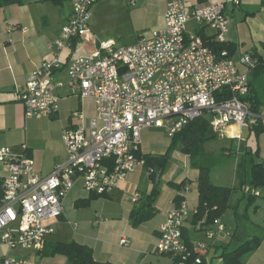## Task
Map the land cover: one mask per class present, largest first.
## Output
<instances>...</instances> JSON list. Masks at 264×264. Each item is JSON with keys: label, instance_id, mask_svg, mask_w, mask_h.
<instances>
[{"label": "built area", "instance_id": "1", "mask_svg": "<svg viewBox=\"0 0 264 264\" xmlns=\"http://www.w3.org/2000/svg\"><path fill=\"white\" fill-rule=\"evenodd\" d=\"M98 0H72V12L54 41L53 56L37 66L20 89L27 117H50L60 110L56 90L64 85L55 71L64 65L59 51L89 32L91 6ZM239 5L241 0H229ZM165 26L143 35L136 43L119 45L115 40L102 42L89 56L77 57L67 64L70 84L82 99L92 98L96 114L88 120L81 110L73 112L80 123L64 132L68 160L58 164L47 176L34 170L26 146L18 152L11 146L0 147V163L7 170L3 179L4 197L0 201L1 241L10 247L40 249L48 235L55 232L48 219L62 215L64 200L78 182L91 193L109 195L131 173L146 165L141 152L142 130L165 128L172 138L188 123L213 116L217 131L238 127L253 128L264 116L252 109L248 97L252 82L250 72L262 63L254 53H245L239 63L227 48L230 16L223 2L195 3L169 0L164 14ZM215 31L207 40L189 27L190 22ZM239 64L247 68L241 71ZM235 137L241 138L240 134ZM154 172L153 169H150ZM189 185L184 187L188 192ZM245 194L261 196L250 184L242 186ZM142 198L134 193L133 201ZM198 208L186 201L166 213L160 225L157 250L180 258L184 264L191 254L183 236V227ZM214 238L225 230L216 219ZM122 244L129 240L123 238ZM200 255L206 244L199 243ZM5 264H31L27 259H5Z\"/></svg>", "mask_w": 264, "mask_h": 264}, {"label": "crops", "instance_id": "2", "mask_svg": "<svg viewBox=\"0 0 264 264\" xmlns=\"http://www.w3.org/2000/svg\"><path fill=\"white\" fill-rule=\"evenodd\" d=\"M109 1L111 0H98L91 6L86 40L83 37L76 38L71 45L59 51L64 66L55 71L54 76L57 80L63 81L64 85L56 90L60 97V110L50 117H27L24 103L20 98V89L32 71L49 60L57 50L54 41L61 34L62 27L72 12V0H11L0 6V147L11 146L20 152L26 146L33 160L35 172L42 177L51 173L56 165L68 160L63 135L67 128L80 123L79 118L73 117V112L83 111L87 120L96 114L95 101L92 98L82 99L73 90L67 64L77 57L91 55L102 42L112 40L104 39L102 28L97 23V17L104 13L103 9L105 7L107 9ZM185 1L188 6L195 3H225L230 16L227 39L228 43L236 47L232 56L239 63L240 57L245 54L241 52L240 47H250L249 51L260 57L262 59L260 65H264V0H241L237 6L229 0ZM168 2L169 0H123V10L135 17L136 30H144L146 27L150 29L139 34L133 43L141 36L149 35L153 30L165 26L164 14ZM189 27L196 33L204 35L207 40L215 34L212 28L201 27L194 21L190 22ZM242 67L244 66L239 64L241 71ZM259 77L264 79V70L254 69L250 72L253 91L249 97L254 95L253 84ZM249 97L248 101L252 106ZM259 113L264 114L262 110ZM41 120L48 125L37 126L36 122ZM260 124L264 125V121ZM259 125L241 130L238 127H231L221 132L211 125L214 128L212 133L216 135L206 144L207 153L214 158L211 179L216 185L234 187L235 190L232 206L217 218L221 219L225 230L217 232L214 238L208 237L207 232L217 230L215 222L206 225L203 220L195 224L193 214L185 222L187 236L195 250L199 243L206 244V249L201 251L205 264H223V253L226 250L234 249L243 240L253 237H260L261 243L247 257V262L264 264V189L258 188L262 195L255 196L245 194L242 188H239L243 181L242 177L246 175L250 177L253 164H264V131L258 132ZM148 128L150 127L142 130L141 152L144 155H153L146 150L148 143L145 140V133ZM254 130L260 140L255 146L249 145L245 137V132L249 136ZM236 134H240L241 138L235 137ZM217 137L228 138L238 143L234 162L230 158L234 155V149L221 146L218 150L213 144ZM183 158L186 169L179 176L176 177L174 169L166 176L161 171L158 179L155 170L151 173L150 169L153 168L145 165L131 173L127 180L120 183L109 195L97 196L88 192L81 182H78L64 200L62 215L45 221L54 227L55 232L46 237L42 248L10 247L1 241L0 234V264H5V259H27L31 264H66L65 255H48L44 252L49 251L57 242L73 241L91 247L95 259L101 262L175 264L171 255L165 256L166 253L157 250L160 225L165 222L166 213L178 205L176 201L178 197L186 201L191 208L198 207L200 198L199 169L191 165L188 154L183 153ZM6 175V167L0 163V178L3 180ZM186 185L191 187L188 192L184 190ZM156 187L159 193L153 203L154 214L140 225H134L131 218L133 209L141 206L144 197ZM137 192L142 198L134 202L133 195ZM86 199H91L88 205L77 204ZM261 199L263 201H260ZM104 201L109 203L98 204ZM83 209L86 211L83 212ZM72 221L76 224L73 225ZM234 224L236 228H232ZM196 236L198 238H195ZM123 238L130 241L128 245L122 244Z\"/></svg>", "mask_w": 264, "mask_h": 264}, {"label": "trees", "instance_id": "3", "mask_svg": "<svg viewBox=\"0 0 264 264\" xmlns=\"http://www.w3.org/2000/svg\"><path fill=\"white\" fill-rule=\"evenodd\" d=\"M11 0H0V6ZM217 49L227 48L231 55L234 54L236 47L233 44H215ZM255 70L263 71L264 65H258ZM253 91V90H251ZM249 99L252 102V109L256 112L261 110V99L258 96L251 95ZM211 122L205 115L194 121L188 123L180 132L172 137L171 146L178 145L179 149L190 156L191 165L199 169V205L198 211L194 214V223L197 224L204 220V224L212 225L215 220L221 217L227 209L232 206V197L235 188L229 186L216 185L211 179V171L214 165V158L207 153L206 144L213 140L216 135L210 132ZM258 132L264 131V125L260 124L257 127ZM146 165L148 167L164 166L165 157L156 155H145ZM250 177L243 176L241 184L242 188L245 184H250L255 188L264 189V164L255 163L250 170ZM174 184V183H173ZM180 187L179 185H176ZM159 193L156 187L154 190L146 195L143 199L142 205L135 207L132 211L131 218L134 225H140L149 219L155 212L153 203ZM97 196H102L96 194ZM4 197L3 180L0 178V201ZM252 197V196H251ZM91 199H86L78 202V205H88ZM178 204L181 203L182 198L176 199ZM183 236L188 245L191 254L184 264H194L200 252L195 250V246L187 236L185 226L183 227ZM261 243L260 237H253L251 239L243 240L236 248L226 250L223 253V264H249L247 257L256 249ZM44 254L56 255L63 254L67 257L66 264H112L110 262H101L95 259L94 252L91 247L86 244L78 242H57L49 251ZM174 263L179 264L180 258L173 257ZM197 264H205V259L202 256V262Z\"/></svg>", "mask_w": 264, "mask_h": 264}, {"label": "rangeland", "instance_id": "4", "mask_svg": "<svg viewBox=\"0 0 264 264\" xmlns=\"http://www.w3.org/2000/svg\"><path fill=\"white\" fill-rule=\"evenodd\" d=\"M100 1V0H99ZM123 0H111L109 1V5L103 9L104 13H100L99 17H97V23L102 28V34L105 36L104 39H114L117 41L119 45L123 44H131L135 42L137 39V36L141 33L148 32V29H139L136 30L135 24V17L132 16L129 12H127L124 9V5H122ZM144 31V32H143ZM98 38H100V34H98ZM103 38V37H101ZM250 47H240V50L242 53H251L249 51ZM243 71H248L246 67H242ZM255 83L253 84V88L255 89V96H258L261 98V110L264 113V79L259 77L256 79ZM264 115V114H263ZM206 116L210 119L211 125L213 123V116L211 114H206ZM37 126L43 127L47 126L48 124L45 121H38L36 122ZM53 126V124H52ZM213 126V125H212ZM57 127V125H56ZM55 128V125L53 129ZM210 132H214V128L210 127ZM245 132V137L248 139V144L255 146L256 143H258L259 136L257 132L254 130V132L251 133V135L248 136ZM261 139V138H260ZM145 140L148 143V147H146L150 153L156 156H164L165 157V164L163 167H159L158 165H155L153 167V170L158 174L161 171L163 172V175L166 176L172 170L175 169L176 171V177L182 174L184 170L186 169L184 165V158H183V152L179 149L178 145L171 146L172 138L168 135L165 128H157L155 126H152L148 128V130L145 133ZM263 141V140H262ZM216 147H218V150L221 146H228L232 147L234 149V155H232L230 158L232 162L236 159V153L238 148V143L234 140H230L228 138H216L214 143ZM144 147V146H143ZM185 154V153H184ZM151 172V171H150ZM152 173V172H151ZM213 180L216 181V179L213 177ZM102 201V200H101ZM260 201H263L262 199ZM99 203H106L109 202H98ZM83 212L86 210H82ZM76 221L79 223L78 219ZM73 225L76 224L75 221ZM77 223V224H78ZM72 225V224H71ZM232 226V225H230ZM232 228H236V224L232 226ZM231 233V231L229 230ZM231 236V235H229ZM195 238H198L196 236ZM161 253V252H160ZM165 256H169L165 254Z\"/></svg>", "mask_w": 264, "mask_h": 264}, {"label": "water", "instance_id": "5", "mask_svg": "<svg viewBox=\"0 0 264 264\" xmlns=\"http://www.w3.org/2000/svg\"><path fill=\"white\" fill-rule=\"evenodd\" d=\"M159 177H160V173H158V175H157V178L159 179Z\"/></svg>", "mask_w": 264, "mask_h": 264}]
</instances>
